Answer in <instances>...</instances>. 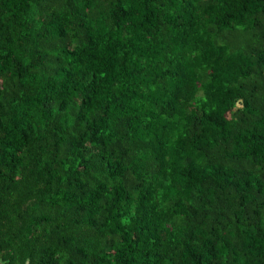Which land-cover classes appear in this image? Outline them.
I'll list each match as a JSON object with an SVG mask.
<instances>
[{
	"label": "trees",
	"instance_id": "obj_1",
	"mask_svg": "<svg viewBox=\"0 0 264 264\" xmlns=\"http://www.w3.org/2000/svg\"><path fill=\"white\" fill-rule=\"evenodd\" d=\"M0 264H264V0H0Z\"/></svg>",
	"mask_w": 264,
	"mask_h": 264
}]
</instances>
